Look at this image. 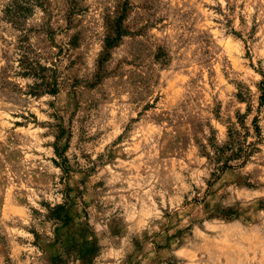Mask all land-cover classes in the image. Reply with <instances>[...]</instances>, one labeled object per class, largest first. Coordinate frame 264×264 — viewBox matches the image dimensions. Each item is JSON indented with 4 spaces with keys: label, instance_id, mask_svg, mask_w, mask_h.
<instances>
[{
    "label": "rangeland",
    "instance_id": "374dc122",
    "mask_svg": "<svg viewBox=\"0 0 264 264\" xmlns=\"http://www.w3.org/2000/svg\"><path fill=\"white\" fill-rule=\"evenodd\" d=\"M261 73L264 0H0V264H264Z\"/></svg>",
    "mask_w": 264,
    "mask_h": 264
},
{
    "label": "trees",
    "instance_id": "16d2710c",
    "mask_svg": "<svg viewBox=\"0 0 264 264\" xmlns=\"http://www.w3.org/2000/svg\"><path fill=\"white\" fill-rule=\"evenodd\" d=\"M110 44L106 47H109ZM263 81L259 85V91L261 93L259 97L260 105L264 103V73H261ZM239 97L243 99V95L239 94ZM244 116H239L237 123H232L228 127V140L222 146L212 144L211 151L204 150L205 156L210 162L215 164L214 172L211 176L218 178L220 174L225 171L234 169L238 164H245L249 158L256 152V146L264 142V136L261 126L258 121V117H255L252 123V131L245 126L243 121ZM251 133L254 135L255 141L249 142V136ZM61 160L60 165L64 172H68L66 165L67 158L62 154H58ZM238 163V164H237ZM211 186V184H209ZM68 204L59 205L49 209V219L61 221L64 220L62 213Z\"/></svg>",
    "mask_w": 264,
    "mask_h": 264
}]
</instances>
